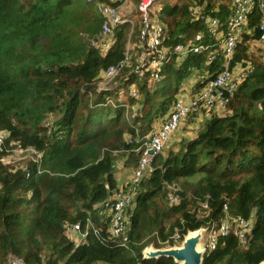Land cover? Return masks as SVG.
I'll return each instance as SVG.
<instances>
[{
  "label": "trees",
  "instance_id": "1",
  "mask_svg": "<svg viewBox=\"0 0 264 264\" xmlns=\"http://www.w3.org/2000/svg\"><path fill=\"white\" fill-rule=\"evenodd\" d=\"M204 2L205 17L227 18L225 5H219L220 14L213 11L214 0H174L159 8L168 56L198 33L211 42L204 21L193 15ZM136 21L132 32L128 24L116 28L114 43L102 53L91 40L103 20L87 0H0V131L8 133L6 147L18 142L42 154L39 174L35 163L25 173L0 162V264H9L10 257L23 264H176L171 258L145 259L143 251L171 248L175 233L182 242L189 232L218 224L224 206L230 217L253 218L249 244L240 246L232 235L220 238L201 264L264 261V64L257 58L249 60L252 71L233 96L226 95V116H211L195 138L154 159L128 209L127 247L106 240L104 204L120 189L116 162L134 169L135 150L166 116L188 77L199 70L210 78L220 68L219 61L205 68V53L172 56L160 79L150 82ZM258 21L255 11L254 39L260 36ZM129 37L136 47L116 78L118 86L98 92L102 73L125 59ZM250 37L238 45L230 68L248 61ZM171 187L180 198L175 206L168 204ZM88 220L100 232L91 230L75 246L65 226L84 229Z\"/></svg>",
  "mask_w": 264,
  "mask_h": 264
},
{
  "label": "built area",
  "instance_id": "2",
  "mask_svg": "<svg viewBox=\"0 0 264 264\" xmlns=\"http://www.w3.org/2000/svg\"><path fill=\"white\" fill-rule=\"evenodd\" d=\"M87 1L95 6L97 13L103 20L100 32L91 40L92 47L102 53H106L114 43L113 34L116 28L128 24L132 32L135 21L138 20V42L142 49L140 56L141 60L146 59L145 64L151 72L150 82H156L160 79V69L169 62L172 56L183 59L189 54L205 53L204 64L208 66L214 64L219 56L222 58L218 73L202 81L190 99H179L177 93L175 101L166 116L161 119L159 127L146 135L135 150L139 154V161L131 171L129 184L120 188L104 204L107 212L106 219L108 220V228L105 231L106 240L114 243L117 247L126 248L129 242L128 209L132 206L139 184L152 173L154 159L164 151L168 140L184 121L195 114H211L216 109H225L228 97L233 96L238 85L252 71V67L248 65L240 67L239 73L234 75L233 68L235 66L230 68V62L238 45L244 40V36L252 37L254 27H250V21L255 11L259 14L256 29L259 32V38L264 43V0H230L229 14L224 21L218 17H205L195 8L193 15L195 19L204 21L206 34L211 42L205 43V34L198 33L193 40L186 44L175 46L169 56V49L162 44L165 40L164 27L157 21L156 16L154 19L151 18V12H153L156 4L162 0ZM135 47L136 44L131 43L129 37L125 59L119 66H111L102 73L101 80L97 85L98 92L110 91L106 85L114 83L121 70L129 66L130 51H133ZM261 61L264 64V48L261 51ZM141 65L142 63L139 61V66ZM136 72L142 74L139 68ZM130 96L136 98L134 90L130 91ZM7 138L8 133L0 131V151L2 149L4 151V156L0 158V162L3 165L19 163L12 167V170L20 169L25 173H28L27 164L29 162L35 163L38 164V174L41 173L39 165L42 154L32 147H22L18 142H11L6 147ZM22 160H27V163L22 165ZM26 176L28 175L26 174ZM169 189L168 204L175 206L179 204L180 198L176 194L175 188ZM201 207L203 209L202 216L207 218L209 214L207 204H201ZM252 226L253 218L245 220L241 217H230L226 212V206H224V216L219 223H210L207 227L202 228L200 243L202 245L203 242L204 253L215 250L218 240L229 235L236 238L240 246L246 247L249 244ZM91 230L94 235H98L100 232L98 228L92 226L89 220L84 229L78 223L65 226V233L75 246L82 244ZM73 235H77L78 239L74 240ZM171 240H173L174 246H180L181 241L178 233H175ZM9 264H23V262L17 257H10Z\"/></svg>",
  "mask_w": 264,
  "mask_h": 264
},
{
  "label": "crops",
  "instance_id": "3",
  "mask_svg": "<svg viewBox=\"0 0 264 264\" xmlns=\"http://www.w3.org/2000/svg\"><path fill=\"white\" fill-rule=\"evenodd\" d=\"M215 1V0H214ZM219 3H217L215 5V7H213V11L217 14H220V9H219V5L220 7L222 5H225L227 8V15L229 14V8H230V0H228V2L226 1H222L220 2V0L218 1ZM207 6V2H204L202 7H198L195 10L200 12H204L205 8ZM250 37V36H249ZM248 49H247V56H250V54H252L253 52H260L263 50L264 48V43L262 42V40L260 38L258 39H253L250 40L248 42ZM257 47L258 50L254 51L253 48ZM217 49V48H216ZM217 61L222 62V58L221 56H219L217 58ZM243 65L248 66V63H245V61H242ZM205 68L209 67L208 65L204 64L203 65ZM242 66L240 65H236L233 68V74L236 75L239 73V71L241 70ZM245 67V66H243ZM209 77V74L207 71H204L200 74V71H195L193 72L188 79L186 80V82L182 85L181 90H179L177 97L179 99H183V100H188L190 99L191 95L194 94L195 91H197V89L200 87V84L202 81H204L206 78ZM202 78V79H201ZM220 114H222V117L226 116V110L225 109H216L214 110L211 114H195L193 116V118L190 120L191 122H188L189 119H187L186 121H184L181 125H180V129L178 130L177 133H174L170 139V141L167 142L165 148H164V154L168 153L170 150H176L177 149V144L185 139H193L197 136V134L202 131L204 129L205 126V122L207 120L210 119L211 116H219ZM160 121H156L153 126L152 129L155 130L159 127L160 125ZM185 125V126H184ZM184 126V131H182V127ZM170 142V143H169ZM123 163V162H122ZM131 171L132 168L127 169L124 168L122 166V169L120 170V167L118 165H116V172H115V178L117 181V186L118 189L122 188L123 186L129 184L130 178H131ZM74 240L78 239L77 235H73Z\"/></svg>",
  "mask_w": 264,
  "mask_h": 264
},
{
  "label": "water",
  "instance_id": "4",
  "mask_svg": "<svg viewBox=\"0 0 264 264\" xmlns=\"http://www.w3.org/2000/svg\"><path fill=\"white\" fill-rule=\"evenodd\" d=\"M202 238V228L195 232H189L181 242L180 246H173L165 249H153L149 252L144 249L143 256L145 259L157 260L159 258H171L176 264H201L202 257L205 254L203 247L199 250ZM260 264H264L262 261Z\"/></svg>",
  "mask_w": 264,
  "mask_h": 264
},
{
  "label": "rangeland",
  "instance_id": "5",
  "mask_svg": "<svg viewBox=\"0 0 264 264\" xmlns=\"http://www.w3.org/2000/svg\"><path fill=\"white\" fill-rule=\"evenodd\" d=\"M219 0H215V2H216V4L217 3H219L218 2ZM222 1H226V2H228V0H220V2H222ZM174 2V0H163V1H160L158 4H156V6H155V8H154V10H153V12H151V18L152 19H154L155 18V16H156V13H157V11L159 10V8H161L162 6H164L165 4H168V3H173ZM136 23H137V21H136ZM138 26V25H137ZM251 38V37H250ZM254 38H251L250 40H253ZM250 40H248L247 42H246V48L248 49V42L250 41ZM253 50L254 51H257L258 50V48L257 47H254L253 48ZM134 54H136V50L133 52ZM251 58H257V59H260L261 60V51L260 52H253L252 54H250V56H249V58H248V61H245V63H248V65H250L251 66V62L249 61ZM237 65H240V66H246V65H243L242 64V62H240L239 64H237ZM200 74H201V72H200ZM202 79V78H201ZM118 86V81H114V83H111V84H109V85H106V88H108L109 90H113L114 88H116ZM180 90V89H179ZM179 92V91H178ZM119 94L122 96V92L120 91L119 92ZM160 95L159 94H157V95H155V99H157V100H160ZM227 113V112H226ZM219 116H222V114H220ZM193 118V116L192 117H190L189 118V120H188V122H191L190 120ZM52 119H55V118H53L52 117ZM207 122V121H206ZM205 122V123H206ZM185 126V125H184ZM184 126L182 127V131H184ZM180 129V128H179ZM178 129V130H179ZM178 130L175 132V133H177L178 132ZM171 139V138H170ZM170 141V140H169ZM170 143V142H169ZM120 154H117V159L118 160H121L120 158ZM21 163H22V165H24V164H26L27 163V160H22L21 161ZM19 163H16V164H14V165H6V166H9L10 168H12V167H14V166H17ZM116 164L120 167V170L122 169V162L121 161H118V162H116ZM196 207H192L191 208V210L193 211V209H195ZM199 206H198V208H197V210L196 211H198L199 210ZM190 210V211H191ZM77 242V241H76ZM201 244V243H200ZM202 246H203V242H202V245H200L199 247H198V249L200 250L201 248H202ZM151 247V246H150ZM148 249H147V252H149V251H151L150 249L151 248H149V247H147ZM165 248H168V247H165ZM165 248H161V249H165ZM153 249H155V248H152V251H153ZM155 250H157V249H155Z\"/></svg>",
  "mask_w": 264,
  "mask_h": 264
}]
</instances>
